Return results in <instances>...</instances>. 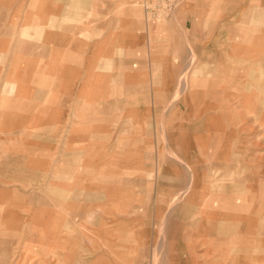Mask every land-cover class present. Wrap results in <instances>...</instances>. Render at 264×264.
I'll return each mask as SVG.
<instances>
[{"label":"rangeland","instance_id":"rangeland-1","mask_svg":"<svg viewBox=\"0 0 264 264\" xmlns=\"http://www.w3.org/2000/svg\"><path fill=\"white\" fill-rule=\"evenodd\" d=\"M223 1L215 0L211 7L212 1L207 0L211 16L218 13ZM185 2L170 14L149 17L145 0H138L143 26L154 29L151 42L174 40V31H163L162 26L173 20ZM260 5L232 1L225 19L209 18L206 29L197 35L183 32L182 50L173 51L170 60L182 62L173 82L117 86L108 82L101 88L98 83L87 82L86 92L80 94L79 76L112 77V69L105 66L102 56L94 55L101 34L111 31L106 27L98 34V20L92 13L82 26L87 27L83 36L93 55L87 62L97 65L72 68L70 101L64 113H54L55 108L53 114L40 113L35 119L27 114L23 122H31L29 128L20 130V114L12 108L15 102L7 100L6 115L0 122V264H234L235 260L237 264H261L262 253L234 256L235 248L245 246V237L240 233L237 240L230 238L235 227L213 222L225 220L224 212L214 209L218 203L226 204V211H230L232 204H245L246 198V206L253 213H258L264 203V106L260 116L247 114L239 125L229 127L236 133L233 142L246 140L243 149L237 150L244 159L247 184L241 183L236 201L230 186L221 195L212 193V188L202 193L196 190L197 180L191 177L189 167L194 166L195 159L191 147H184L182 154L191 162L182 165L177 161L181 140L177 111L182 108V97H191L196 91L204 94L214 87L223 90L225 86L219 81L200 82L193 88L190 79L198 74L201 63L198 52L210 55L204 72H199L204 78L226 80L264 73V43L244 47V39L246 42L255 35L243 34L264 32V22L254 27L245 24L244 18L249 6ZM165 69L170 75L174 66ZM142 71L135 67L136 73ZM234 85L239 84L230 87ZM248 85L245 89H253ZM151 92L159 96L153 99ZM246 96L241 106L255 101ZM60 100L56 97L54 102ZM210 101L191 98L188 108L214 103ZM256 101L259 105L261 100ZM105 107L107 111L102 109ZM249 111L253 113V109ZM209 116L216 117L212 125L222 123L217 111L209 110L189 117L184 133L196 135L193 125H200ZM244 125L246 129L238 131ZM187 140L192 141L190 137ZM203 165L210 168L212 164ZM216 182L222 181L216 179L213 187ZM249 189H253L250 194ZM257 227L255 223L254 229ZM237 229L242 231L243 227ZM220 230L228 242L211 247L221 237ZM260 239L257 235L253 245Z\"/></svg>","mask_w":264,"mask_h":264},{"label":"crops","instance_id":"crops-1","mask_svg":"<svg viewBox=\"0 0 264 264\" xmlns=\"http://www.w3.org/2000/svg\"><path fill=\"white\" fill-rule=\"evenodd\" d=\"M211 1V7H213L215 0ZM232 1L235 0H224L218 13L211 16L210 10H208L210 7L207 6L210 4L207 0H186L173 20H170L166 26H162L163 31L165 29L174 31V40L151 42V33L154 29L152 30L146 24H144L145 27L143 26L140 10L136 7L138 0H0V122L6 115L8 99L14 100L15 105L12 106L16 110L14 113L20 114L22 123L20 130L29 128L27 125L31 122H23V120H27V114L35 119L40 113L49 114L50 112L53 114L55 108L57 109L54 113H64V108L68 107L70 101L71 82L73 81L71 74L74 70L72 68L97 65L87 62L93 55L87 50L88 40L83 36L88 33L86 32L87 27L82 26L90 19L92 13H95L94 20H98L95 24L99 26L95 28V31L99 32L98 34L107 30L106 27H109L111 31L108 34H101L102 37L95 43L94 55L102 56L105 66L112 69V77L104 74H98L92 79L87 75L84 78L79 76L78 91L80 94L86 92L87 82L98 83L101 88L104 83L108 82L117 86L118 83L175 81L172 77L177 74L178 67H182V62L175 64L170 60L173 59V51L182 50V44L185 41L183 32L197 35L198 32L202 33L206 29V21L209 18L225 19L226 15H230ZM245 1L261 4L258 7L249 6L247 8L244 14L245 24L254 25V27L261 26L264 22L262 8L264 0ZM104 7L105 9H103ZM105 20H108L107 25L103 23ZM254 32L256 33L243 32L248 37L255 35L248 41L246 38V42L244 39V47H249L247 43H264V32L262 30L259 33L258 31ZM115 36H117L116 42ZM136 52L140 53L136 54ZM181 54L180 59L182 58ZM140 56L142 60H139ZM208 56L210 55L207 53L198 52V59L201 63L197 70L198 74L190 79L193 88H195L194 83L200 82L216 84L219 81L225 86L223 90L214 87V90L204 92V94L196 91L191 97L186 94L182 97V108L177 111L181 116L178 122L181 129L180 151H177L180 160L177 161L182 165L184 162L186 164L191 162L182 155L184 147H191L192 154L195 156L194 166L189 165L193 175L191 177L194 180L200 179L196 190L202 193L206 188H212L214 190L212 193L221 195L226 192L227 186L239 185L240 189L242 188L241 183L247 184L245 180L238 182L243 179L242 177L247 179V175L241 151L237 150V148L243 149L246 140L244 138L245 141L240 139L242 141L240 143L233 142L232 137L236 133L232 132L229 127L239 125V122L247 114H255V116L262 114L264 73L248 77L243 74L226 80H214L209 78L210 76L204 78L205 76L202 77L199 72H204L203 67L208 63ZM212 58H216V56H212ZM167 66H174L170 75L169 71L165 69ZM135 67H141L143 71L136 73ZM84 70L86 72V69ZM232 83L239 85L230 87ZM248 84H251L253 89H249V87L245 89L244 86H249ZM257 86L260 87L257 88ZM127 89L131 90V88ZM116 91L117 89L114 90V93ZM57 93L62 95L57 96ZM107 94L109 92L105 95L107 96ZM244 94L249 95L248 97L255 101H249L247 104L243 102V106H241V100L247 97ZM158 96V93L151 92L153 99ZM56 97H60L61 102H54ZM191 98L192 100L205 99L208 102L214 100V103H208L205 106L199 105L198 108L195 105L188 108ZM256 99L261 100L259 105H257ZM227 101L228 103H226ZM115 105H118V102ZM205 108L206 110H204ZM50 109L52 110L50 111ZM102 109L107 111L106 107ZM187 109L189 111L185 112ZM251 109H253V113L249 111ZM209 110L217 111L218 119L222 123L219 122L217 125L213 123L212 125V120L216 117L209 116L200 125L196 127L193 125V131L197 129L196 135L184 133L187 130L189 117L209 112ZM41 128L39 127V129ZM243 129H246V125L240 127L238 131ZM188 137L192 139L191 143L187 140ZM230 147L234 148L233 152L238 155L236 161L233 160L232 154H227ZM206 163H211V167H205L203 164ZM241 167L244 169L243 172L240 170ZM216 178H220L222 182L218 183V187H213ZM219 240L221 243H225L224 238H218L216 241ZM223 244L219 247H222ZM214 249L216 250V248ZM215 250H213L214 254H216ZM192 254L196 257V253Z\"/></svg>","mask_w":264,"mask_h":264},{"label":"bare ground","instance_id":"bare-ground-1","mask_svg":"<svg viewBox=\"0 0 264 264\" xmlns=\"http://www.w3.org/2000/svg\"><path fill=\"white\" fill-rule=\"evenodd\" d=\"M226 103H228V101ZM248 108H249V106H248ZM221 118H222V116H221ZM233 150H234V148L230 147V149L227 150V154H229V153L232 154L233 158H234L233 160L236 161L238 155L236 154V152L234 153ZM240 170L243 172L244 171L243 167H241ZM192 177H193V175H192ZM242 178L243 179L238 180V182H244V180H246V179H244V177H242ZM216 179H220V178H216ZM236 179H239V177H236ZM196 180H197V186H198V184H199L198 180H200V179H196ZM190 182H191V180H190ZM216 183L218 185L219 182H216ZM191 185H190V187H191ZM229 189L232 190V193H231L233 195L232 200H235L237 197L236 194L240 192L239 185H233V186L229 187ZM252 190L253 189H249L248 194H250V192H252ZM230 199H231V197H230ZM219 200L220 199H218V201ZM246 204H247V199L245 198V205L241 204V206H238L236 204L235 205L232 204L234 206H232V205L230 206V208H229L230 211H226L227 208L224 207V206H226V204L225 205H223L222 203L216 204V206H214V209L216 211H223L224 215H222V216H224L225 220H220V221H218L219 223L217 221H214L213 223L216 222V224L220 225V227H221V225L223 226L225 223H229V224H231L232 227H235L230 232V234L232 235L230 238L234 237V239L237 240V236H239L238 234H240V233H242V235L245 237L244 238L246 241L245 246H241L240 248H235L233 250L234 254H235L234 256H236L237 254L250 256L251 253H253V252H258L259 254L262 253L263 255L261 254V256L263 257V261L261 262V264H264V239H263V237H264V203H263L261 209L259 208L258 213H253L254 211L252 212L251 211L252 209L249 206H246ZM215 219H217V218L215 217ZM255 223L257 224L258 227L254 229ZM238 226L243 227L242 231H239L237 229ZM219 233H220L219 236H221L220 238L223 237L224 242L227 243L228 241L224 237L223 231L220 230ZM257 235L260 236L262 239L257 240L258 242L254 246L253 243H254ZM221 244H223V243H221V240H219V241H216V243H211L210 245H211V247H214V246L219 247V246H221ZM212 250H215V249L213 248ZM258 253H256V254H258ZM233 258H236V257H233ZM237 260H240V259H237ZM242 260H246V259L243 258ZM227 263H220V264H227ZM234 264H237L236 260L234 261ZM245 264H246V262H245ZM247 264H250V263H247Z\"/></svg>","mask_w":264,"mask_h":264},{"label":"built area","instance_id":"built-area-1","mask_svg":"<svg viewBox=\"0 0 264 264\" xmlns=\"http://www.w3.org/2000/svg\"><path fill=\"white\" fill-rule=\"evenodd\" d=\"M183 2L184 0H145V10L149 17L165 16Z\"/></svg>","mask_w":264,"mask_h":264}]
</instances>
